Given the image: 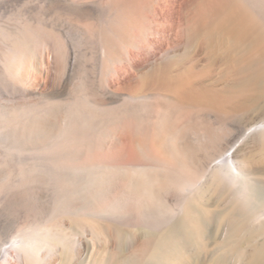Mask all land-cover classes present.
I'll return each mask as SVG.
<instances>
[{
	"label": "rangeland",
	"instance_id": "obj_1",
	"mask_svg": "<svg viewBox=\"0 0 264 264\" xmlns=\"http://www.w3.org/2000/svg\"><path fill=\"white\" fill-rule=\"evenodd\" d=\"M111 1L0 0V248L57 208L58 176L83 186L93 176L116 174L120 189L137 186L146 195L149 177L180 170L186 158L202 163L206 152L197 139L217 138L209 148L212 164L241 140L253 117L186 103L169 89L168 83L184 79L192 88L222 91L220 70L207 67L200 47L188 40L186 26L200 17L201 0L183 10L179 0H120L119 19ZM13 49L22 54L17 64ZM74 113L86 138L70 147L61 141ZM260 140L245 139L238 159L252 154ZM202 192L211 201L200 212L204 238L186 242L182 229L177 233L187 264L219 257L244 264L217 223L234 210L231 195ZM180 198L177 190L160 193L148 211L107 217L123 229L160 235L179 224V216L165 210ZM237 238L246 253V237ZM99 245L109 244L100 239ZM101 252L95 246L92 262H101ZM11 254L17 264L18 252Z\"/></svg>",
	"mask_w": 264,
	"mask_h": 264
},
{
	"label": "bare ground",
	"instance_id": "obj_2",
	"mask_svg": "<svg viewBox=\"0 0 264 264\" xmlns=\"http://www.w3.org/2000/svg\"><path fill=\"white\" fill-rule=\"evenodd\" d=\"M195 1L179 0L178 7L187 9ZM109 3L117 18L120 17V0ZM196 9L200 17L190 25L187 23L188 40L200 47L207 67L220 70L222 91L206 86L192 88L184 79L168 83L169 89L186 103L216 111L229 107L252 115L241 130V140L211 164L215 154L209 148L217 138L203 135L204 139H197L200 150L206 152L202 163L186 158L181 161L180 170L167 168L159 176L149 177L146 195L137 186L120 189L116 186L119 180L116 174L93 176L83 186L66 176L62 179L58 176L54 200L59 206L56 205L48 219L33 223L31 230L27 228L28 233L19 241L2 246L0 264H12V251L18 252L17 264H95L96 261L92 262L95 246L104 252L103 256L100 254L101 264H187L188 257L181 250L177 233L182 229L186 242L204 236L200 212L211 204L210 198L202 194L204 188H212L217 198L231 195L230 202L235 207L223 217L220 215L217 222L220 235L230 239L227 241L239 257L245 256L244 264H264V0H201ZM17 52L13 49L11 56L16 64L22 57ZM80 121V115L74 113L65 124L63 145L82 144L86 134L80 131ZM253 135L261 136L260 142L252 154H243L239 160L238 148ZM137 170L133 177H137ZM172 190L179 191L181 198L165 211L177 214L180 222L168 226L160 235L123 229L107 217H124L136 209L148 211L160 193ZM57 212L62 215L59 217ZM244 236L246 253L243 243H239L242 240L238 242L237 238ZM100 239L109 245L101 248ZM124 243L128 245L126 250ZM224 261L219 257L208 262L226 264Z\"/></svg>",
	"mask_w": 264,
	"mask_h": 264
}]
</instances>
